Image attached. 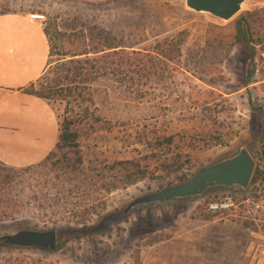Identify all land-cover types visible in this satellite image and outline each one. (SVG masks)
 Listing matches in <instances>:
<instances>
[{"label":"rangeland","instance_id":"obj_1","mask_svg":"<svg viewBox=\"0 0 264 264\" xmlns=\"http://www.w3.org/2000/svg\"><path fill=\"white\" fill-rule=\"evenodd\" d=\"M261 8L264 0H246L223 21L184 0H0V13L39 15L44 28L59 27L67 52L83 51L89 44L83 36L94 27L116 36L126 53L142 54L129 58L151 59L155 71L113 72L120 57L111 56L103 75V53L49 56L45 77L33 87L52 97L59 122L74 117L81 163L0 165V264H212L229 256H260L264 264V41L246 50L235 40L243 19L254 37H264ZM182 36L180 54L165 47L163 58V42ZM69 59H80L83 69L89 59L96 70H83L87 82L53 86L55 65ZM240 148L255 161L244 192L212 187L123 212L133 199L183 182H166L174 177L170 165L184 171L194 164L193 175ZM225 193L238 194L239 202L248 197L250 205L208 216L205 203ZM21 230H54L56 249L1 240ZM236 261L224 263L242 264Z\"/></svg>","mask_w":264,"mask_h":264},{"label":"crops","instance_id":"obj_2","mask_svg":"<svg viewBox=\"0 0 264 264\" xmlns=\"http://www.w3.org/2000/svg\"><path fill=\"white\" fill-rule=\"evenodd\" d=\"M49 41L38 17L0 13V165L36 166L55 148L59 118L48 100L26 92L48 67ZM264 214V209L262 211ZM214 259L212 264L235 263ZM260 256L236 262L260 264ZM204 263V260L202 261Z\"/></svg>","mask_w":264,"mask_h":264},{"label":"trees","instance_id":"obj_3","mask_svg":"<svg viewBox=\"0 0 264 264\" xmlns=\"http://www.w3.org/2000/svg\"><path fill=\"white\" fill-rule=\"evenodd\" d=\"M261 12H264V8L260 9ZM245 24L244 26H237L236 29V34H235V40L237 43H242L244 48L246 50H249L252 48V46L260 45L261 42L264 41V37H254L252 34V30L250 25L248 24L247 21L244 19L242 20ZM52 26V25H51ZM55 26V25H53ZM59 27H47L44 28V33L48 38L49 41V56L52 54L56 55H64L67 57H87L89 54L97 55L99 53H103V75H105L106 69H108V65L106 63V59L112 58L113 57H120L119 63H115L114 67L111 66V70L113 72L117 71V67H123V69H127L126 72H129L131 74L134 73V75L137 76H142V77H148L152 73H155L153 71V65H149L151 63V59H148L145 63L142 60L135 59L133 60L132 58H129V56L133 55H142L138 51H131V53H126L123 48L124 43L120 41L116 36H114L112 33L106 30H99L90 28L88 29V32L85 36H83L89 44L85 46V49L80 52H67L63 48V44L61 43L62 39L65 36V33L61 32L58 30ZM82 35L83 30H80ZM95 32V33H93ZM184 39L183 36L181 39H176L175 37H171L169 39H166L163 42V47L164 49L162 50L161 56L166 57V49L169 51L170 55L171 53L174 54H180L181 51V45L183 43ZM128 56V58L123 59V56ZM122 58V59H121ZM171 59V57L167 58ZM94 60V59H92ZM49 59L48 63L49 64ZM81 63L80 59H69L66 61H63L61 64L58 66L55 65V70L57 72V76L55 79H53V86H57V84H60V82H69L72 84H75L76 82L84 83L87 81H82L81 76L83 75V70L84 72H94L96 70L95 64L93 61H90L89 59H85L83 63L87 64L89 66V69H83L82 66L79 65ZM113 63V62H112ZM111 63V65H112ZM70 65V66H69ZM74 65V66H71ZM149 65V66H147ZM64 72V74H63ZM119 74L124 73L123 71H117ZM61 73L63 75H61ZM84 73V74H85ZM253 73V69L248 70V77H251ZM46 73L42 76L41 79L45 77ZM40 80V79H39ZM39 80L37 81V84L39 83ZM87 80V79H84ZM92 80V79H91ZM249 80V79H248ZM60 88H62V85ZM55 88V87H52ZM54 90V89H53ZM48 91L51 92V89ZM26 92L36 95L38 97L44 98L46 100L51 99L52 97H49L48 95H45L44 93H40L34 90L33 85H30L29 87L26 88ZM60 128H59V136H58V141L56 143L55 148L47 155L46 160H52L54 163H58L61 161V163H66L70 167H78L81 163V156L79 152V147L77 143V139L79 137V132L77 131L75 127V119L73 116H63L61 118V121L59 122ZM168 144H172V139L166 140ZM189 162V161H188ZM195 166L194 164H190L189 167L187 166L184 171L182 169L180 170L181 167H174V164L170 165L168 169V173L172 174L174 177H172L170 180L166 181L168 183H172V181H185L192 175V167ZM172 169V170H170ZM179 170L181 172H179ZM208 200L205 203L206 204L209 202ZM206 214L209 216H217L219 213H209L205 210Z\"/></svg>","mask_w":264,"mask_h":264},{"label":"water","instance_id":"obj_4","mask_svg":"<svg viewBox=\"0 0 264 264\" xmlns=\"http://www.w3.org/2000/svg\"><path fill=\"white\" fill-rule=\"evenodd\" d=\"M185 5L195 12H204L223 21L230 20L246 0H184ZM263 155V153H262ZM255 168V161L244 148L227 158L209 166L199 168L185 181L169 185L133 199L124 209L152 203H164L174 199L199 196L208 188L246 189ZM4 244L20 248H38L54 251L57 247V234L54 230H21L1 237Z\"/></svg>","mask_w":264,"mask_h":264},{"label":"built area","instance_id":"obj_5","mask_svg":"<svg viewBox=\"0 0 264 264\" xmlns=\"http://www.w3.org/2000/svg\"><path fill=\"white\" fill-rule=\"evenodd\" d=\"M41 18V17H40ZM38 18V19H40ZM227 189H235L237 191H245L246 189H237V188H227ZM236 193V192H235ZM235 193H225L221 195L220 197L211 199L205 207V210L209 213H232L235 212L240 205L247 204L250 205V199L248 197H240L241 201H237L238 199V194ZM258 208V206H257ZM262 210L264 209V201L263 204L261 205ZM247 214H250V211L246 212Z\"/></svg>","mask_w":264,"mask_h":264},{"label":"bare ground","instance_id":"obj_6","mask_svg":"<svg viewBox=\"0 0 264 264\" xmlns=\"http://www.w3.org/2000/svg\"><path fill=\"white\" fill-rule=\"evenodd\" d=\"M34 17H38V18H40L41 16H39V15H33Z\"/></svg>","mask_w":264,"mask_h":264}]
</instances>
